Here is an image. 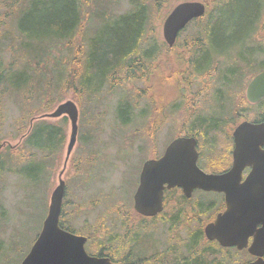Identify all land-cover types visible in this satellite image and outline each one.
<instances>
[{
	"label": "trees",
	"instance_id": "trees-1",
	"mask_svg": "<svg viewBox=\"0 0 264 264\" xmlns=\"http://www.w3.org/2000/svg\"><path fill=\"white\" fill-rule=\"evenodd\" d=\"M129 1L131 7L122 13L113 14L103 7H95V25L86 30L88 0H0V6L4 8L0 12V53H11L9 58L0 57V103L4 96L17 102L20 117L14 119L13 126L21 136L15 150L6 146L0 153V175L5 171L12 172L25 178L27 184L46 188L53 175L56 154L65 143L67 117L63 115L59 123L35 117L51 111L56 103L61 102L63 91L69 89L85 103L81 105V118L88 115L90 119L91 115L97 114L96 106L106 86H120L124 81H148L145 64L151 61L159 48L169 53L177 45L175 42L168 47L155 32L156 22L164 17L170 0ZM202 1L206 4L205 14L189 23H196L194 33L180 44L188 55L180 52L176 58L179 62L190 63L191 76L206 75L209 88L213 90L212 97L219 103L224 72L222 65L226 64V69L235 77L238 60L245 61L253 54L264 53V45L254 41L257 35L264 37L258 25L264 14V0ZM9 18L13 33L6 30ZM77 37L81 38L79 46L75 44ZM58 47L70 48L71 54L67 58L59 57ZM14 49L20 53L19 57L15 56ZM187 69L181 68L179 78ZM215 77L219 81L216 87ZM203 79L201 86L205 82ZM141 92L139 96H142ZM201 94L202 90L197 93ZM33 100L36 103L33 104ZM176 102L182 103L183 100L170 102L173 108ZM132 107L133 103L121 95L115 106L119 123L126 125L131 122ZM197 111L191 128L207 138L210 146L216 145L214 134L219 132V112L209 111L205 118ZM3 118L0 115V119ZM150 122H153L149 125L151 128L157 123L155 120ZM79 129L81 133L82 125ZM83 141L87 143L88 138ZM181 201L184 202L185 198L178 192L169 214L162 211L154 217L141 216L132 209L125 212L120 235L123 254L119 258L106 254L124 264H226L224 260L230 256H226L228 249L203 237L204 221L214 215H210L214 202L200 198L185 209ZM82 208V205H77L70 218L83 212ZM113 212L122 214L118 209ZM133 215L137 219H132ZM160 216L170 224L171 230L177 225L188 229V221L195 220L197 216L202 220H198L188 234L183 250H180L181 242L175 238V242L171 241L165 249L149 251L140 239ZM60 224L78 233L61 215ZM94 234L85 235L90 238Z\"/></svg>",
	"mask_w": 264,
	"mask_h": 264
},
{
	"label": "rangeland",
	"instance_id": "rangeland-1",
	"mask_svg": "<svg viewBox=\"0 0 264 264\" xmlns=\"http://www.w3.org/2000/svg\"><path fill=\"white\" fill-rule=\"evenodd\" d=\"M97 1L98 4L95 0H88L89 10L88 13L85 12L86 30L95 25L93 15L95 7L99 9L103 7L113 14L125 12L131 7L129 0ZM180 1L183 0H170L164 17L156 22L155 32L159 39H162V23L165 16ZM3 11L4 8L0 6V12ZM195 27V22L188 24L178 36L177 45L169 53L163 52L162 47L156 51L151 61L144 67L148 81L137 80L129 83L124 81V84L120 86L116 85L112 88L106 86L101 95V101L96 106L97 114L91 115L90 119L88 115L81 118V105H85L82 99H79L72 90L63 91L60 101L73 100L79 111L76 142L65 166L63 167L70 135L68 117L65 143L56 154L53 175L50 176L46 188H42L41 185L27 184L25 178L12 172L5 171L0 175V264H19L29 250L40 230L47 212L50 194L58 184V175L61 170V178L65 182L61 209L63 220L80 234L95 233L94 237L89 238V244L86 247L89 250L93 252L102 250L115 258L122 256L123 239L120 235L123 231L122 221L125 217L123 214L133 210L132 195L138 184L141 164L146 158L160 152L169 138L183 129L184 124L179 119L181 116L175 114L183 111V104L175 110L170 102L184 96L185 102L182 103L196 110L197 106L204 102L205 87L206 102L209 103L208 100L211 98L213 90L209 88L210 82L206 81V75L198 78L191 76L190 63L179 62L176 58L180 52L188 55L186 48L181 49L180 44L183 39L187 40V37L194 33ZM6 30L10 33L14 32L10 18ZM259 36L257 35L256 39L259 40ZM261 36L263 39V35ZM80 43L81 38L77 37L75 44L79 46ZM57 52L59 57L67 58L71 54V49L58 47ZM176 52L177 54H174ZM14 54L17 57L20 56V53H16V49ZM10 55L11 53L7 51L0 53V57L4 59L9 58ZM181 68L188 69L182 72L179 78ZM203 78L205 82L201 86L200 82L204 81ZM236 79H238L237 75L233 77L234 84ZM214 82L216 87L219 84L216 77ZM200 90L202 94L197 95ZM236 90V88L235 91L230 90L232 100L237 96ZM140 92L142 96H139ZM121 95L133 103L131 122L126 125L119 123L116 118L115 106ZM32 103H36V100ZM0 104V115L4 117V120L0 119V153H3L6 146L14 149L21 142V136L17 134L13 126V121L20 117V112L17 102L7 96L2 97ZM61 117L43 119L59 123ZM152 120L157 122L153 128L149 126L152 125L153 122H150ZM80 125H82L81 133ZM86 137L87 143L83 141ZM14 150L11 151L14 152ZM177 195L178 193H171L167 198L163 210L166 214H169L175 205ZM200 198L206 199V194L192 195L188 202L181 201V203L186 207L185 209H188ZM77 205L83 206V212L70 218V213ZM116 209L122 214L113 212ZM203 217V219L206 218V216ZM132 219H137V216L133 215ZM194 219L188 221V229L177 225L171 230L170 224L160 216L154 221L152 227L144 231L140 241L149 251H154L165 249L177 238L181 242L180 250H183L188 234L196 222L202 220V217L197 216ZM204 222L206 223V219ZM228 255H230V264H240L246 259L244 255L234 251L226 254Z\"/></svg>",
	"mask_w": 264,
	"mask_h": 264
},
{
	"label": "water",
	"instance_id": "water-1",
	"mask_svg": "<svg viewBox=\"0 0 264 264\" xmlns=\"http://www.w3.org/2000/svg\"><path fill=\"white\" fill-rule=\"evenodd\" d=\"M205 12L206 4L201 0L176 3L162 23V38L167 46L171 47L179 32ZM262 95L264 71L257 74L247 87L250 100L254 101ZM63 115L70 122L64 167L77 138V104L67 99L59 102L50 112L35 118ZM234 136V162L230 170L223 173H206L198 167V152L193 137L178 136L172 139L160 158H147L142 163L138 184L132 195L133 211L144 217L156 216L163 210L164 190L175 186L181 187L187 198L194 189L223 192L225 209L204 225V237L209 241L215 240L222 247L247 248L251 255L256 256L248 264H264V154L258 149L260 142L264 141V124L243 122L236 128ZM245 164H251L252 169L242 180L241 169ZM61 174L62 170L58 175V184L50 194L40 231L19 264H123L112 262L106 256L89 254L85 249V236L60 227L65 192ZM249 237H252L250 245Z\"/></svg>",
	"mask_w": 264,
	"mask_h": 264
},
{
	"label": "flooded vegetation",
	"instance_id": "flooded-vegetation-1",
	"mask_svg": "<svg viewBox=\"0 0 264 264\" xmlns=\"http://www.w3.org/2000/svg\"><path fill=\"white\" fill-rule=\"evenodd\" d=\"M263 19H264V14H263L262 20L260 21L258 25H260L262 32L264 34ZM254 41L264 43V37L263 39L259 38V40L254 39ZM263 61H264V53L253 54L251 55L250 59L245 60V61L238 60V68L234 72V74L237 75L238 77V79H236L235 84L233 83V81L231 82V80H233L232 72L226 69L227 68L226 64L222 65L224 72L222 73V76H221L223 81H222V84H220L219 103L216 102V99L214 96L212 97V93H211L212 98L208 100L209 103L206 102V87H205V91L203 94L204 102L201 105L197 106L196 110H198L197 114L204 115L205 118H206V113H209V111L212 112L216 110L219 112V116H220L219 132L217 134H214V137L217 141L216 145L210 146L207 138L204 139L203 138L204 136H202L200 132L195 133L194 128L193 129L191 128L193 126L191 122L195 114L194 108L193 107L188 108V104L176 102L174 104L176 109L178 108L179 105L183 104L182 105L183 111L181 113H175L181 116L179 119L181 120L182 124H184L183 129L182 130L180 129L178 133H176L174 136H171L169 140L166 142V144L164 145L163 149H161L160 152L158 151L157 154H155L153 157H150V158H155V159L160 158L163 155V152L167 144L172 139L178 136L193 137L196 141L195 147L198 152L197 165L200 169H202L206 173H223V172H227L228 170H230L234 162L233 154H234V148L236 146L234 132L236 128L243 122H249L252 124H264V95L259 96L254 101L250 100L247 96L248 84L257 74L264 71ZM228 75H231V76H228ZM228 77H230V79L226 81ZM235 88L237 89L236 90L237 96L235 97L234 100H232L230 90L235 91ZM178 99H181L183 100V102H185L184 96ZM206 137H209V136H206ZM258 149H259V152L264 154V141L260 142V144L258 145ZM262 162L264 163V160ZM251 169H252L251 164H245L242 167L241 169L242 180L251 171ZM175 189H178V190L171 192L172 190H175ZM178 192H180L183 195L181 187L175 186L169 189L166 188L163 192V207L169 195L171 193L174 194ZM198 193L206 194V199H209L211 202H214L213 204L214 210H211L210 212V215H213V214L214 215L213 217H211V219L207 220V222L213 220L217 213L225 209V200H224L223 192L194 189L191 193V196L195 194L197 195ZM191 196L187 198L183 195V197L185 198V202H188ZM189 208L190 207H188V209ZM59 225L60 227H62L60 224V219H59ZM76 234L83 235L86 237L85 249L89 254L96 255V256H106L112 262L123 263L120 260H114L111 256L107 255L105 252H100V251L93 252L89 250V248H86L87 244H89V236L80 234V233H76ZM203 237H204V234H203ZM204 239L206 240L205 237ZM251 241H252V237H249L248 245H250ZM109 242H112V240H109ZM213 242H216V241L214 240ZM222 248L228 249L227 252L234 251L241 255H244L246 259L241 261L240 264H248L250 261H253L254 259H256V256L251 255L248 252L247 248L237 249L235 246L222 247ZM142 254L144 255L143 251H142ZM262 257L264 258V254ZM224 262H226V264L231 263L228 257L227 259L224 260Z\"/></svg>",
	"mask_w": 264,
	"mask_h": 264
}]
</instances>
